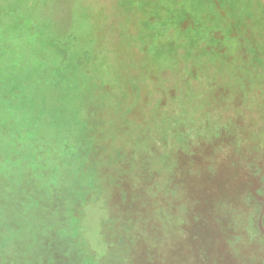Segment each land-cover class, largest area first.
I'll return each instance as SVG.
<instances>
[{
	"label": "rangeland",
	"instance_id": "1",
	"mask_svg": "<svg viewBox=\"0 0 264 264\" xmlns=\"http://www.w3.org/2000/svg\"><path fill=\"white\" fill-rule=\"evenodd\" d=\"M243 1L0 0V264H94L73 234L101 201L133 225L103 238L128 264H264L248 206L228 250L209 216L264 195V0Z\"/></svg>",
	"mask_w": 264,
	"mask_h": 264
},
{
	"label": "trees",
	"instance_id": "2",
	"mask_svg": "<svg viewBox=\"0 0 264 264\" xmlns=\"http://www.w3.org/2000/svg\"><path fill=\"white\" fill-rule=\"evenodd\" d=\"M202 5L206 8H208L209 10L211 9L210 6V0H200ZM243 1V0H242ZM221 6H223L224 4L222 2H220ZM243 4L246 5V1H243ZM245 7V6H244ZM241 15V20H243L245 18V12L239 13ZM244 22V21H242ZM244 28L243 33L247 32L250 30V28L246 25H242ZM241 29V28H240ZM243 38H247L244 37ZM241 38V40L243 39ZM215 42V41H214ZM243 47L244 42L243 41H239ZM256 42V41H253ZM256 47L260 50L262 48V45L258 44V42H256ZM255 62H259L258 59H255ZM264 65V63H263ZM242 71H245V67L240 66ZM248 73H245V76H247ZM243 76L244 74L241 75L240 80L243 81ZM249 76V75H248ZM247 76V77H248ZM206 89H208L206 87ZM198 97H200L199 95H197ZM172 99L169 100H173V99H178L180 100L179 95H174L171 97ZM244 99L248 100V96L246 95V93L244 94ZM177 109H175L176 111ZM243 110V109H241ZM181 111H179L180 113ZM178 113V112H177ZM203 116V120L204 123L208 122L207 119V115H202ZM240 116H245L244 111H241ZM180 116H177V118ZM203 123V124H204ZM203 126V125H200ZM200 126L194 130H199ZM199 134V133H196ZM195 138V137H194ZM194 140V139H193ZM244 145H241L239 147V151H246L245 147H243ZM168 179V178H167ZM167 181V180H166ZM168 183H166L164 181V184L168 185L169 187H171L172 184V191H176L177 187L179 188V185H176V183H172L171 179L167 181ZM170 188H166V190ZM222 195L221 192L218 193V196ZM225 196V195H223ZM222 197V196H221ZM226 197V203L221 209L220 211H217L215 214H213L212 212L209 213V216L211 218V227L213 226L215 228V230L218 231V234L221 233V235L219 236L222 240H225V242L227 243V250L229 249V241L228 238L229 236L226 235L223 231V233L221 232L222 228H228L230 226V223H234V219L229 220V217H227L229 215V213H231L232 211H236L239 206L241 204H245L246 206L249 207V212L247 213V217L245 219H243V221L247 222V228L246 231L243 232L241 234V237L244 238H248L253 240L254 236H255V232H264V195L263 193L260 191V189H257L255 192L253 191L252 193H238V195L236 196H225ZM122 200H127L126 199H122ZM101 207L100 209L96 210L94 208H83L80 217H78V219H76L77 221V227H76V231L73 235H78V239L82 242H84V244L86 245L85 247H89V244H92V240L94 239V237H97V243L100 245L101 247V254H98L97 256H95L93 258V256H91V258L93 259V263L94 264H117V262H121V264H128V260L127 258H125V255L123 254V252L125 251V249L119 248V252L117 255H112L109 251V246L104 244L103 242V238L105 237V231L106 228L108 226H114L113 224H116L119 227L120 233L122 234V237L124 238H129L130 234L132 232V227L133 225H130V222H128V220H123L122 218H119V220H117L116 222L112 221V217L111 216V210L106 206L104 201H101ZM156 206H158L160 208V210L162 212H164L165 215L168 216V211L166 209V207L156 201ZM223 204V202H222ZM85 207V206H84ZM226 208V209H224ZM20 212L22 215H28L29 214V209L25 208V207H21ZM217 214H221L222 216H217ZM227 214V215H226ZM73 215V211H66V216H71ZM223 217H226V219L228 221H226L225 223L223 222ZM69 221V219L67 220ZM115 225V226H116ZM171 229L175 228V225H171L170 226ZM141 235L140 233L138 235L134 236V242L141 240ZM189 240H191L190 235H188L187 239H186V244L182 246V251L187 252L186 254L188 255L187 258H189L191 260V258L193 257L192 253L194 252V244L192 242L188 243ZM72 241V240H70ZM188 241V242H187ZM75 242V241H72ZM94 244V243H93ZM83 246V245H80ZM155 246L152 247V249H154ZM159 250V254H161L162 256H164V258H167L170 260V262H174V249L171 246H167L164 247L163 249H161L160 247H157ZM94 255V254H93ZM121 255V258L120 256ZM90 258V259H91ZM187 264H193V261L191 260V263L188 262Z\"/></svg>",
	"mask_w": 264,
	"mask_h": 264
}]
</instances>
